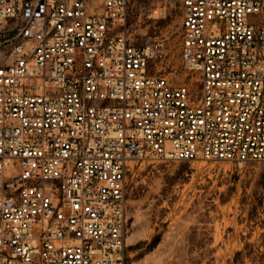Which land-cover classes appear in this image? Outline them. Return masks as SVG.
Segmentation results:
<instances>
[{
	"label": "built area",
	"instance_id": "2783aa9c",
	"mask_svg": "<svg viewBox=\"0 0 264 264\" xmlns=\"http://www.w3.org/2000/svg\"><path fill=\"white\" fill-rule=\"evenodd\" d=\"M135 1L0 0V264H125L131 161H264V0H164L180 82Z\"/></svg>",
	"mask_w": 264,
	"mask_h": 264
},
{
	"label": "rangeland",
	"instance_id": "374dc122",
	"mask_svg": "<svg viewBox=\"0 0 264 264\" xmlns=\"http://www.w3.org/2000/svg\"><path fill=\"white\" fill-rule=\"evenodd\" d=\"M180 20L177 3L138 0L124 22L136 43L163 39L152 66L177 82L196 76L183 69ZM126 217L125 264H264V161H131Z\"/></svg>",
	"mask_w": 264,
	"mask_h": 264
}]
</instances>
